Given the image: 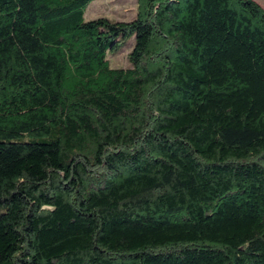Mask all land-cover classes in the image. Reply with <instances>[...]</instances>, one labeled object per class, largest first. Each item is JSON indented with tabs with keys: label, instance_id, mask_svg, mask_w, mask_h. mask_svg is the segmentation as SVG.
Returning <instances> with one entry per match:
<instances>
[{
	"label": "trees",
	"instance_id": "obj_1",
	"mask_svg": "<svg viewBox=\"0 0 264 264\" xmlns=\"http://www.w3.org/2000/svg\"><path fill=\"white\" fill-rule=\"evenodd\" d=\"M93 1L0 0V264H264V7Z\"/></svg>",
	"mask_w": 264,
	"mask_h": 264
},
{
	"label": "rangeland",
	"instance_id": "obj_2",
	"mask_svg": "<svg viewBox=\"0 0 264 264\" xmlns=\"http://www.w3.org/2000/svg\"><path fill=\"white\" fill-rule=\"evenodd\" d=\"M264 7V0H256ZM138 0H94L86 11V19L107 17L112 20H132L137 14ZM120 51L110 53L108 58L112 67L130 66L129 53L134 39H131ZM1 212V209H0Z\"/></svg>",
	"mask_w": 264,
	"mask_h": 264
}]
</instances>
